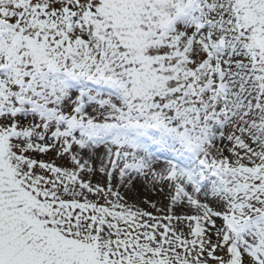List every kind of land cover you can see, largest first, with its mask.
Segmentation results:
<instances>
[{
    "label": "snow or ice",
    "instance_id": "snow-or-ice-1",
    "mask_svg": "<svg viewBox=\"0 0 264 264\" xmlns=\"http://www.w3.org/2000/svg\"><path fill=\"white\" fill-rule=\"evenodd\" d=\"M0 264H264V0H0Z\"/></svg>",
    "mask_w": 264,
    "mask_h": 264
}]
</instances>
